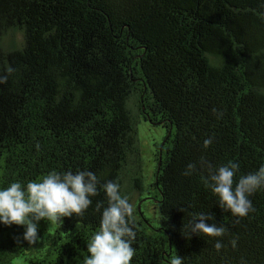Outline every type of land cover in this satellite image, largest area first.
I'll use <instances>...</instances> for the list:
<instances>
[{"label":"trees","instance_id":"obj_1","mask_svg":"<svg viewBox=\"0 0 264 264\" xmlns=\"http://www.w3.org/2000/svg\"><path fill=\"white\" fill-rule=\"evenodd\" d=\"M0 76V188L89 170L134 206L131 264H264V189L238 218L205 185L207 165L239 164L234 180L264 165V0H0ZM142 120L165 130L150 184ZM92 201L41 221L35 246L0 225V264H84L108 203ZM199 213L225 235L187 238Z\"/></svg>","mask_w":264,"mask_h":264},{"label":"clouds","instance_id":"obj_2","mask_svg":"<svg viewBox=\"0 0 264 264\" xmlns=\"http://www.w3.org/2000/svg\"><path fill=\"white\" fill-rule=\"evenodd\" d=\"M6 81L7 76H0V83ZM212 142V138L205 139L204 147L208 148ZM201 164L204 166L207 162L202 159ZM207 167L205 185L217 198L222 210L238 218L247 217L254 211L249 197L264 189V165L254 172L240 175L238 180L234 178L239 172V164L233 161L215 168L211 165ZM195 169L196 165H187L184 175H191ZM101 189L108 203L102 209L98 230L87 242L88 255L84 258V264H131L135 255L132 245L136 237L132 223L134 206L129 197L122 194L120 183L108 181L100 185L98 176L89 170H53L27 183L16 181L0 188V225L22 227V241L35 246L41 239V221L56 223L65 217L82 216ZM101 207L97 203V211ZM212 219L205 213L194 214L187 226V238L192 235L222 238L227 229L209 223ZM231 243L235 248L237 242L233 240ZM214 247L218 252L223 248L220 239L215 240ZM171 264H182V259L176 256ZM241 264L246 262L242 261Z\"/></svg>","mask_w":264,"mask_h":264},{"label":"rangeland","instance_id":"obj_3","mask_svg":"<svg viewBox=\"0 0 264 264\" xmlns=\"http://www.w3.org/2000/svg\"><path fill=\"white\" fill-rule=\"evenodd\" d=\"M165 130L161 127L151 125L149 122L141 121L138 126V138L140 143L141 155L144 163V178L146 184H150L153 180V174L156 166L155 150L156 145L163 142ZM143 208L147 217L153 218L152 211L148 212L147 208ZM12 264H27L24 257H19Z\"/></svg>","mask_w":264,"mask_h":264}]
</instances>
